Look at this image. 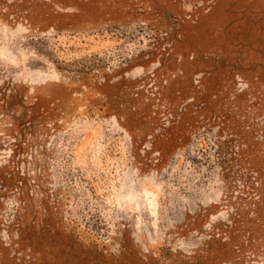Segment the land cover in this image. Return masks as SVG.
I'll return each instance as SVG.
<instances>
[{
  "label": "rangeland",
  "instance_id": "obj_1",
  "mask_svg": "<svg viewBox=\"0 0 264 264\" xmlns=\"http://www.w3.org/2000/svg\"><path fill=\"white\" fill-rule=\"evenodd\" d=\"M0 264H264V0H0Z\"/></svg>",
  "mask_w": 264,
  "mask_h": 264
}]
</instances>
